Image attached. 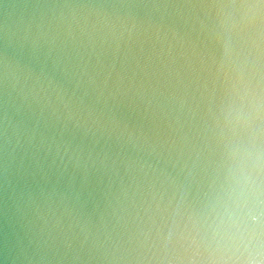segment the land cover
I'll return each instance as SVG.
<instances>
[{"label": "water", "instance_id": "obj_1", "mask_svg": "<svg viewBox=\"0 0 264 264\" xmlns=\"http://www.w3.org/2000/svg\"><path fill=\"white\" fill-rule=\"evenodd\" d=\"M264 0H0V264H264Z\"/></svg>", "mask_w": 264, "mask_h": 264}, {"label": "clouds", "instance_id": "obj_2", "mask_svg": "<svg viewBox=\"0 0 264 264\" xmlns=\"http://www.w3.org/2000/svg\"><path fill=\"white\" fill-rule=\"evenodd\" d=\"M254 179V189L253 192L257 197L264 196V166L257 169ZM227 264V261L223 262ZM248 264H256V262H248Z\"/></svg>", "mask_w": 264, "mask_h": 264}]
</instances>
